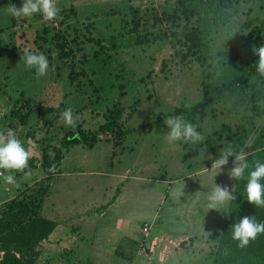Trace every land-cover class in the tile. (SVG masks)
I'll return each instance as SVG.
<instances>
[{
  "label": "rangeland",
  "instance_id": "1",
  "mask_svg": "<svg viewBox=\"0 0 264 264\" xmlns=\"http://www.w3.org/2000/svg\"><path fill=\"white\" fill-rule=\"evenodd\" d=\"M175 2L176 0H77L73 3L71 0H58L56 6L59 12L51 21L45 20L43 15H36L16 18L13 22V17L7 13L6 7L13 4L14 0H0V131L13 129L23 146L33 153L24 171L12 173L16 178L15 184H7L0 178V211L16 196L31 194L39 184H45V179L42 178L44 171L39 160L41 152L37 143L42 133H39L36 139L27 137L29 131L37 129L35 125L42 106H55L63 102L73 110L76 123L81 124L83 120L88 124L86 128L96 129L104 122V118L106 119L107 111L120 100V85L124 84L127 86V95L122 98L126 108L122 128L126 133L116 136L107 131L100 135L99 142L112 144L117 150L119 157L115 159V168L129 165L134 169L132 165L137 166L150 159L155 165L150 172L159 177L165 173V149L168 146L172 149L180 145L181 150L176 149L175 156L180 153L178 162L182 163V168L170 175L173 178L191 174L197 169V165L209 162L201 159L208 151L204 140L213 139L214 132L219 130L222 124L227 123L235 127L242 122L243 116L251 115L252 92H261L257 105L264 110V76L259 75L252 79L250 88L244 94L224 100L215 106V114L208 115L194 124L204 137L202 142L193 144L181 140L180 144L176 141L175 145L167 142L165 134L169 128L164 123L165 117L171 116L169 114L179 107L198 103L202 96V81L208 74L217 78L230 70L225 53L228 48L234 47L241 59L256 56L253 46L259 47L261 43L248 42L245 48L242 47L245 40L242 39L240 31L249 8H253L254 17L264 19V0L245 3L240 10L230 11L226 23L210 27L206 38V63L203 65L179 42L182 35L195 25V21L191 24L183 22L180 26L164 20L154 21L153 12L157 11L158 15H162L164 11L172 12ZM72 3L77 8L78 16L70 21L69 26L61 27V11L69 8ZM130 4L142 11L143 21L139 33L126 35L116 48L117 51L112 52V60L109 58L108 62L102 64L93 58L94 52L99 49L98 45L95 42H87V38H104L110 42L111 36H118L123 32V18L128 22L132 20L127 10ZM125 12L126 16L122 17ZM45 24L50 30L47 33H44ZM58 30H68L69 39H75L73 46H81L77 53L80 59L77 70L86 68L95 86L101 91L98 89V93L94 92L92 83L86 78L77 80L79 86L72 85L68 78L70 67L59 58L58 51L50 50L49 43L41 39L39 46L35 43L39 34L50 39ZM139 38H143L142 43L138 41ZM80 41L82 44L78 43ZM25 47L34 52H42L48 57L49 69L46 75L38 76L34 68L27 67L21 60ZM19 98H22L23 106L21 110L16 111L15 103ZM137 100L140 104L135 113L133 109ZM184 119L189 121L186 117ZM256 123L258 128L264 127V114L256 118ZM70 128L59 119L56 126L50 130L52 144L60 145L61 139ZM252 139L248 142L249 146ZM226 148L227 146L223 150ZM245 151L249 153V147ZM218 157L219 155L213 156V159ZM32 159L35 160L34 167H31ZM233 160L234 157H229V163L224 166L223 172L228 173L233 166ZM214 176L216 177V173ZM200 179L199 177L194 180ZM227 179V186L230 189L233 186L235 188V180L229 175ZM215 183L219 184L217 178ZM229 205L230 203L220 208V216L229 209ZM146 224L154 226L152 223H140L138 230L141 227L143 230ZM156 233L157 228H151V234ZM212 242L219 243V240ZM217 245L214 246V252ZM45 258L50 257L44 256V259L38 260L39 264L56 263L54 261L57 258Z\"/></svg>",
  "mask_w": 264,
  "mask_h": 264
},
{
  "label": "crops",
  "instance_id": "2",
  "mask_svg": "<svg viewBox=\"0 0 264 264\" xmlns=\"http://www.w3.org/2000/svg\"><path fill=\"white\" fill-rule=\"evenodd\" d=\"M13 4L20 7L22 0ZM105 122L104 118L99 126ZM81 124L87 131L99 128L89 130L83 120ZM181 147L165 149V173L160 177L150 172L155 167L150 159L132 165L134 169L129 165L115 168L119 156L112 144L98 142L92 149L77 145L64 150L42 206L43 216L57 227L37 248L38 260L46 256L57 258L54 264H213L218 243L212 241L220 239L229 209L220 216L222 207L209 210L207 197L216 178L219 185L227 186L228 173L222 171L215 177L209 171L208 150L201 158L208 163L197 165L186 176L170 177L182 168L180 153L175 156ZM219 154L210 153L211 157ZM174 188L184 194L173 197ZM140 223L154 224L151 228L156 227L157 233L152 235L150 228L146 236L142 227L138 230ZM142 245L145 253H141Z\"/></svg>",
  "mask_w": 264,
  "mask_h": 264
},
{
  "label": "trees",
  "instance_id": "3",
  "mask_svg": "<svg viewBox=\"0 0 264 264\" xmlns=\"http://www.w3.org/2000/svg\"><path fill=\"white\" fill-rule=\"evenodd\" d=\"M71 1L74 3L77 0ZM253 1L261 0H176L172 12L164 11L162 15H158V12L154 10L153 16L155 22L164 20L177 26H180L183 22L191 24L195 21V25L182 35V40H179V42L186 47L188 53L194 55L204 65L206 63V38L210 32V27L226 23L230 11H238L243 4ZM73 3L69 8L61 11V27L64 25L69 26L70 21L78 16L77 8ZM127 10L132 16L131 22L125 21L123 18L121 24L123 32L119 33L118 36H111L110 42H107L104 38L100 40L94 37L87 38V42H95L98 45L99 49L94 52L93 58L102 64L109 61L107 59L112 57V52L118 48L120 41L126 35L139 33L143 21L142 11L132 4ZM252 13L253 8H249L246 14L247 18L241 26V37L245 40L243 48L246 47L248 42L264 44V19L254 17ZM117 14L119 15L118 12ZM126 14L127 12L123 13L122 17ZM12 19L14 22L15 18ZM44 29V33L50 31L47 24H45ZM69 37L68 30L64 32L58 30L57 34L50 39L39 34L35 43L39 46V39H41L43 42L49 43L50 50L58 51L59 58L70 67L68 78L71 84L79 86L80 83H76L77 80L86 78L92 83L93 91L98 93L99 88L95 86V83L89 77L87 69L82 67L81 70H77L80 61L77 53L81 46H73L75 39L70 40ZM142 39L139 38L138 41L142 43ZM78 43L82 44V41ZM78 43L76 44L79 45ZM225 53L228 57L230 70H227L225 75L217 78L213 74H208L207 78L202 81L200 101L190 107H179L169 115L182 114L192 124H195L198 120L215 114L216 105L226 99L242 95L250 88L252 79L259 76L255 68L259 57L256 55L249 59H241L236 54L234 47L228 48ZM84 59H86L85 56ZM164 66L165 62H163V69ZM126 88L127 86L124 84L120 85V100L107 111L104 124L100 125L95 131H87L82 124L76 123L75 128L71 127L66 131L59 146L52 144L50 130L56 126L60 119V113L67 109V106L65 103L60 102L55 106L40 107L35 125L37 129L29 131L27 137L36 139L39 133H42L41 138L37 139V143L41 152L39 159L41 168L46 174L45 184H39V187L31 194L16 196L0 212V264H39L40 253L37 248L57 227V223L42 216L41 211L50 184L61 165L63 152L77 145L92 149L100 141V135L107 131L116 136L126 133V130L122 128V120L126 113L122 98L127 95ZM260 93L254 91L251 94V102L253 103L251 115L243 116L242 122L235 127L227 123L222 124L220 129L214 132V140L211 138L206 139L205 144L211 153L217 155L226 146H231L233 150L238 152L245 142L248 143L253 138L249 146L247 160L250 164L255 160L264 162V127L258 128L256 123V118L264 114V110L257 105L261 97ZM21 99L19 98L15 103L16 111L17 109L21 110L23 106ZM139 104L140 101L137 100L134 111ZM19 113L17 114L20 115ZM50 113L53 114L51 119L48 118ZM50 150L55 152L54 159L49 157ZM30 162L31 167H34L35 160L32 159ZM53 164L56 168L55 173L48 171ZM245 176H247V172ZM246 182L244 178L235 180L233 195L236 196V200L230 202L229 212L214 252L213 264H264V234H259L245 248L238 247V241L232 239L231 226L239 218L255 216L258 222H264V207L258 208L247 201ZM261 183L264 184V180Z\"/></svg>",
  "mask_w": 264,
  "mask_h": 264
},
{
  "label": "clouds",
  "instance_id": "4",
  "mask_svg": "<svg viewBox=\"0 0 264 264\" xmlns=\"http://www.w3.org/2000/svg\"><path fill=\"white\" fill-rule=\"evenodd\" d=\"M7 13L14 18L31 17L34 14L40 13L45 20H53L57 17L59 9L56 6V0H22V5L17 7L15 4H9L6 7ZM253 52L259 57L255 64L256 72L260 76H264V44L259 47L253 46ZM55 55V53L53 54ZM21 60L29 68H34L38 76L46 75L49 69L48 57L39 51H32L25 47L22 50ZM190 107V105H186ZM53 114H49L51 119ZM60 119L66 126L75 128L76 118L73 116L71 108L65 109L60 113ZM164 123L169 128L165 134L168 143L183 140L198 144L204 140L203 135L197 131V126L189 121H186L183 115H174L165 117ZM249 144L240 147L239 151H235L231 146L222 150L219 157L212 160L211 169L209 171L219 174L223 171L224 166L228 165L229 157H234L232 167L228 170L230 178L235 180L246 179L245 192L247 201L254 204L256 207H264V162L259 160L253 161L251 164L247 160ZM31 150L26 149L22 142L17 138L16 132L9 128L5 131H0V178L7 184H15L16 178L13 172H22L28 167L29 160L32 158ZM50 159L55 158V152L49 151ZM55 165L53 164L48 171L55 173ZM219 170V171H217ZM247 172V176H245ZM234 186L230 189L226 185H214L212 191L208 195V209H215L226 206L229 202L236 200L233 195ZM182 190L173 189L171 195H183ZM232 239L238 241V247L245 248L251 240L256 239L259 234H264V222H258L255 216H243L231 226Z\"/></svg>",
  "mask_w": 264,
  "mask_h": 264
},
{
  "label": "built area",
  "instance_id": "5",
  "mask_svg": "<svg viewBox=\"0 0 264 264\" xmlns=\"http://www.w3.org/2000/svg\"><path fill=\"white\" fill-rule=\"evenodd\" d=\"M150 228H151V225H149V224L145 225L143 231L145 232L146 236L149 234ZM141 253H145L144 245H142Z\"/></svg>",
  "mask_w": 264,
  "mask_h": 264
}]
</instances>
